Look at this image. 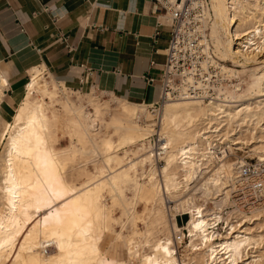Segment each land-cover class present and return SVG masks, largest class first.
<instances>
[{
	"label": "bare ground",
	"instance_id": "6f19581e",
	"mask_svg": "<svg viewBox=\"0 0 264 264\" xmlns=\"http://www.w3.org/2000/svg\"><path fill=\"white\" fill-rule=\"evenodd\" d=\"M210 6L214 52L233 63L224 71L261 66L250 69L260 82L227 90L219 102L177 98L151 111L145 103L102 99L104 92L88 83L85 93L75 92L42 68L28 71L24 97L11 101L0 68V264H172L183 243L180 212L190 213V253L175 264H264V208L232 207L239 162L216 163L241 144L264 160V0ZM6 101L14 107L11 121ZM155 116L165 147L159 156L148 139ZM61 120L70 138L63 150L55 146ZM215 131L229 141L218 156L203 137ZM138 201L148 222L135 209ZM105 233L125 242L127 260L107 256Z\"/></svg>",
	"mask_w": 264,
	"mask_h": 264
},
{
	"label": "crops",
	"instance_id": "0c3cea01",
	"mask_svg": "<svg viewBox=\"0 0 264 264\" xmlns=\"http://www.w3.org/2000/svg\"><path fill=\"white\" fill-rule=\"evenodd\" d=\"M149 0H0V68L16 100L31 68L69 87L151 105L170 27ZM71 88V87H70ZM111 94V95H110ZM10 114L14 107L6 101Z\"/></svg>",
	"mask_w": 264,
	"mask_h": 264
},
{
	"label": "built area",
	"instance_id": "2783aa9c",
	"mask_svg": "<svg viewBox=\"0 0 264 264\" xmlns=\"http://www.w3.org/2000/svg\"><path fill=\"white\" fill-rule=\"evenodd\" d=\"M149 1L151 12L159 17V20H156L155 34L159 33L158 27L165 20L170 27L161 73L156 78H147L149 83L155 80L160 83L159 98L151 104V109L158 112L165 101L177 98L219 102L224 99L227 90L241 87L238 80L224 71V66L229 69L233 63L221 59L214 52L209 37V25L212 20L210 0ZM243 44L245 40L239 48H245L246 45L241 47ZM223 125L219 123L216 128H221ZM152 129L149 140L153 142L151 145L153 153L159 156L164 153L165 147L161 143L157 116L153 119ZM210 134H212L211 137ZM205 136L206 140L212 139L211 153L215 156L222 154V148L229 142L224 131L206 132L203 137ZM159 162L160 159L157 163ZM236 166L237 173L230 191L231 206L247 213L264 208V160H243ZM166 202L168 208L174 206L170 199L167 198ZM189 217V212H180L175 216L177 223L181 225L182 242L187 238V231L183 224ZM182 218H185L184 221Z\"/></svg>",
	"mask_w": 264,
	"mask_h": 264
},
{
	"label": "rangeland",
	"instance_id": "374dc122",
	"mask_svg": "<svg viewBox=\"0 0 264 264\" xmlns=\"http://www.w3.org/2000/svg\"><path fill=\"white\" fill-rule=\"evenodd\" d=\"M263 59V58H262ZM261 68V66H256L255 68H250L254 71H258L259 69ZM239 69V68H237ZM235 70V72L233 73L232 76H237V74L240 72L239 76L238 77H241L240 79L237 78V80L241 83V90L242 91H245L247 89L248 86L252 85V84H256L258 82L261 81L262 77L257 75L255 72L253 71H250V69H246V70H243V69H240V70ZM45 73V71H44ZM49 75H47L48 77ZM235 79V78H234ZM243 80V81H242ZM60 85H61V82H59ZM63 84V83H62ZM69 85V88L71 87L73 89V91L75 92H81V93H85L84 92V86H80V87H73V85L71 84H68ZM241 91V92H242ZM16 95H20V97H18L16 100H20L24 97V92H23V89H22V92H18L16 91ZM101 98L102 99H107L109 100L110 97L107 95V94H101ZM12 99L11 101H13V97L10 98ZM112 103V102H111ZM113 104V103H112ZM152 111V109H150ZM92 111V109L90 110ZM93 112V111H92ZM15 112L13 111L11 114L10 112H7L5 114V119L7 120H12V115H14ZM47 114L52 117V111L51 110H48L47 109ZM64 120H61V121H58L60 122V125H58V122H56L57 124L54 125V128L56 127L57 125V132L55 133V135L57 136V138L55 139V146L57 147V149L59 150H63L67 147H69L70 145V138H69V128H67L64 123L62 122ZM151 124V123H149ZM60 127V129H59ZM99 128V127H98ZM148 139H151V137H149ZM152 141H150V144L152 145ZM242 147L240 149H235L234 153L232 155H230L229 158H220V159H217L216 163H219L220 161L224 160V161H230V162H241L243 160H246V161H254V160H258L257 156L255 154H253V152L250 150L248 151L247 147L245 146V144H241ZM2 150V146H0V151ZM245 150V151H244ZM158 162V161H156ZM74 165H77V163ZM158 167L162 168L164 166V161L161 160L159 163H157ZM138 204L135 205V209L137 212H139V214L141 215L142 214V219L146 222H148V219H149V212L147 211V207H145V203L143 201H138L137 202ZM146 208V209H145ZM144 210V211H143ZM143 212V213H142ZM115 214L118 215L119 212L116 210L115 211ZM185 218H182V221H184ZM189 219V218H188ZM188 219L186 220V222L188 221ZM180 222V221H179ZM185 222V223H186ZM185 223L183 224V226L185 225ZM179 224V223H178ZM138 225L141 227L142 226V223H140V221L138 222ZM180 225V224H179ZM181 226V225H180ZM115 229H119L118 225H114ZM143 227V226H142ZM219 232L220 233H223L224 230L223 228L220 227L219 229ZM114 239H115V236L110 234V233H105L104 234V243H103V249L107 252V256L109 258H112V259H121V260H127L128 259V251L126 249V244L124 241H117L114 242ZM189 243L188 242V238H186L183 243H181V245L179 246V249L177 251V253L172 257V260H171V263L172 264H175L176 262L180 261V260H183L185 258L188 257L189 255V251L185 250V247H186V243ZM135 264H140V262L138 261H134Z\"/></svg>",
	"mask_w": 264,
	"mask_h": 264
}]
</instances>
